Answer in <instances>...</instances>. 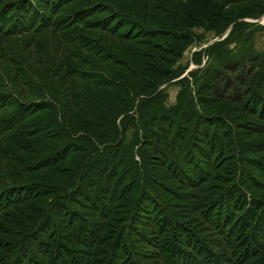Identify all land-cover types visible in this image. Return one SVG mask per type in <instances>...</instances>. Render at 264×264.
I'll return each instance as SVG.
<instances>
[{
    "label": "trees",
    "instance_id": "obj_1",
    "mask_svg": "<svg viewBox=\"0 0 264 264\" xmlns=\"http://www.w3.org/2000/svg\"><path fill=\"white\" fill-rule=\"evenodd\" d=\"M245 2L248 3V7L240 18L264 13V0H179V2H173L172 7L159 5L158 10L164 16L162 27H148L145 33L149 35V39L161 36L165 43L139 39L126 51L127 58L130 57L132 63L121 56L113 61V52L101 53L107 49L104 45H101L97 52L93 47L92 58H85L83 64L98 67L101 62L111 61L107 70L119 73L121 79L116 81L92 67L69 74L68 78L65 75L62 76L63 83L66 84V81L69 83L66 91L72 95L71 101L76 106L77 112L83 114L82 123L86 124L89 130L81 131L83 136H76L75 131L62 122L61 114L60 119H57L54 116L57 107L49 106L50 104L43 100L39 104L31 102L25 105H14L15 110L12 113L0 116V158L2 160L0 166L5 168V173L18 175L21 174L19 172L21 169L27 173L36 172L43 167L57 166L58 162L69 165L66 167L72 169L74 173L65 175L68 173L66 168L57 166V172L64 176L63 181L65 179L61 184L60 179L55 177L53 181L57 183L33 180L0 190V213L9 207L30 202L23 208L8 212L9 214L5 215L1 223L7 231L6 236L15 241L11 245L14 252L10 255L4 246L0 247V264H144L151 259L154 260L157 253L165 256L167 260H173L176 256L183 255L180 249L188 242L192 243V249L196 247L189 255L192 257L191 260L188 256L185 259L188 264L239 263L240 256L232 262L231 256H227L225 251L221 257L207 246L200 247L198 233L191 238L189 231L182 229L184 224L189 225L192 219L190 212H193L196 207L188 206V202H184L182 195L178 197V200L183 202L181 205L183 214L179 212L177 214L179 218L170 221L172 217L167 215L168 212L167 214L163 212L162 202L157 198L155 189H151L150 184L156 183L169 193L170 197L173 194L174 198H171L174 201L175 196L180 192L167 186L166 181L171 179L168 173L180 163L177 158L185 156L184 158L190 162L187 164L184 162V164L191 167L196 163L189 159L190 153H194L198 162L204 164L203 166L212 154L219 155L217 152L213 153L214 146L218 142L216 136H213L211 141L202 140L200 132H206L211 124L209 122H212V117L215 116L207 114L203 107L209 103H218L217 101L220 100L227 103L234 101L217 94L205 83L204 86L209 88L208 92L205 95L196 96V100L192 97L191 100L185 101L183 104L189 102L191 109L185 106L181 115L178 104L164 106L163 101L166 96L164 87L161 88L163 91L158 89L167 83L184 84L187 81L188 77L176 79L182 75L183 69L179 72L178 66L175 67V65L183 56L185 48L195 39L194 28L207 25L221 33L224 32L236 20L228 18L224 11L230 6H240ZM139 12L141 16L143 10ZM4 22L5 20H0V24ZM168 24L170 26L166 27ZM137 37L132 35L127 40L135 41ZM71 54L75 53L71 52ZM62 59L65 60L64 57ZM71 59L69 65L75 67L74 56ZM46 60L51 61L53 68L59 70V73L63 71L59 68L58 61L53 59V55L43 60L41 58L39 61L47 65ZM113 63L125 69L126 72H119V69L112 68ZM62 64L63 62L60 65ZM55 71H51L50 77ZM190 75H194V72L191 71ZM263 77L259 74L253 76L248 85L250 90L246 98L242 102L235 103L234 109H239L242 114L246 113L251 106L258 109L257 113L253 114L260 116L261 122L252 123L255 126L251 129L264 130V92L260 94V91L264 90ZM71 79H74L73 83L70 82ZM1 94L0 111L12 105L11 95ZM43 111H49L52 114L59 128V124H62L63 127L57 128L61 134H65L63 135L65 138L70 136V140L52 152L49 157L40 154L45 144L43 142L45 137L39 135L45 131L47 123L39 127L28 120L32 117L31 115ZM121 114L123 117L119 124L120 132L125 130L122 126L130 122L129 125L132 123V127L136 130L134 137L137 131L139 134L136 137H141L138 145L136 143L138 147L135 152L134 147L131 146L124 156L121 153L123 143L115 142L102 149L91 162V159L88 161V156L94 155L97 150L93 151L91 148L89 153L84 154L82 151L87 152L88 145H84V149L81 150L75 149L73 142L78 139L88 141L94 146L95 140L99 137L107 139L118 132V125L115 126V123L117 116ZM215 119L218 120L216 123L219 125H214V128H210L211 131L215 133L224 125L226 128L223 132L228 133L231 126L227 124L224 114L218 113ZM193 124L197 128L193 133V142L189 148L184 147L185 152L182 154L179 147L183 146L182 142L186 140L189 127ZM205 124L207 126H204ZM50 130L49 128L48 131ZM208 132L210 131L206 132L207 136ZM50 134L51 139L57 138L54 135L58 136L55 132ZM253 145L260 149L264 148L260 144ZM233 147L234 153L236 150L239 151V156L234 154L233 156L237 159V167L241 169L243 178L249 177L248 168L242 162L245 157L257 161L259 165L255 170H258L261 177L264 175V159L246 156L242 147L239 146L238 149L234 145ZM80 152L81 155H76ZM139 153L141 161L136 157ZM31 156H38V158L33 162ZM159 167L166 170L165 175L157 170ZM186 172L191 176V171ZM251 177L255 179V176ZM256 181L260 187L264 186V180ZM37 183L53 184L51 187L59 193L54 195L50 193L47 197L51 195L52 198H44L37 188L39 186ZM178 185L183 188L181 183ZM134 188L138 191L137 195L130 196ZM187 193L193 195L192 192ZM259 198L256 196L252 204L256 212L253 224L248 227L246 236L241 235L240 239L244 240L243 252L245 254L255 252V256L260 257L258 263L264 264V243L262 242L264 200ZM143 204L152 205L151 208H147L149 215L153 216V219L148 222V227L151 228L149 230L143 224L146 219L141 218L148 216L142 210ZM42 211L44 217L37 224L34 223V228L25 233L22 230L14 231L13 227L17 226L16 223L30 228L34 222L31 213L37 214ZM154 226H157L156 230L159 232L153 230ZM97 247L99 248L96 250ZM237 251L235 253H238ZM241 264H246V261Z\"/></svg>",
    "mask_w": 264,
    "mask_h": 264
},
{
    "label": "rangeland",
    "instance_id": "obj_2",
    "mask_svg": "<svg viewBox=\"0 0 264 264\" xmlns=\"http://www.w3.org/2000/svg\"><path fill=\"white\" fill-rule=\"evenodd\" d=\"M177 1L179 2V0H0V20H5L4 23L0 24V92L8 93L7 95L12 97V105L0 111V116L12 113L15 110L14 105H25L31 102H38L39 104L43 100L50 104L49 106L57 107V111H54V116L57 119L61 114L62 122L70 126L75 131L76 136H83L81 131L89 130L87 125L82 123L83 114L78 113L76 106L73 105L72 95L66 91L69 83L66 81V84H64L62 76L65 75L68 78L69 74L92 67L83 63L85 58H92L93 47L97 52L100 46L104 45L107 49L101 51V53L109 54L113 52V61L121 56L132 63L131 58H127L126 51L127 48L135 45V42L139 39L165 43L163 37L158 36L149 39V35L145 32L148 27H162L164 16L158 10L159 5L172 7L173 2ZM247 7L248 3L245 2L240 6H230L224 11L228 18L236 20L222 33L207 27V25L194 28L195 39L185 48L183 56L175 65V67L178 66L179 72L183 69L182 75L176 79L188 77L187 81L184 84L167 83L158 89V91L164 90L166 95L163 101L164 106L169 107L178 104L181 115L185 106H189L191 109L189 102L183 104L185 101L191 100L192 97L196 100V96L205 95L208 92L209 88L204 86L205 83L217 94L234 101L227 103L220 100L217 101L218 103H209L203 107L207 114L216 116L220 112L223 113L224 118L227 119V124L231 126L228 133L223 132L226 128L224 125L221 127L222 130L218 129L215 133L212 132L210 128H214V125L218 124L216 123L218 120L213 116L212 122H209L211 123L210 126L206 129V132L210 131L208 136L206 132H200L204 142L211 141L213 136L217 137L218 142L214 146L213 153L217 152L219 155L212 154V157H208L205 166L198 162V158L194 153H190L189 157L191 156V158L189 159L196 163L195 166L188 167L185 165L184 162L186 164L190 162L184 158L185 156L177 158L180 163L175 165V169L168 173L171 179L166 181L167 186L180 192L179 195L175 196L174 201L172 200L174 195L172 194L171 198L170 194L156 183L155 185L150 184V187L155 189V195L161 200L163 212L165 214L168 212L167 215L172 217L170 221H175L174 218H179L177 214L182 213L181 205H183V202L178 200L180 195L183 196L184 202H188V206H196L193 212H190L191 221L189 223L186 221L189 225L184 224L185 226L182 229L189 231L191 238H194L198 233L199 242H201L200 247L207 246L221 257L226 251L227 256H231L232 262L240 256L237 264L245 261L246 264H261L258 263L260 257L255 256V252L249 254L243 252L244 240H241L240 237L241 235L242 237L246 236L248 227L253 224L256 212L253 210L252 204L255 197L264 200V186L260 187L256 181L264 180V175L261 177L258 170H255L256 166L259 165L257 161L245 157L242 162L248 168L249 177L247 179L243 178V173L237 167V159L234 157L235 155L239 156V151L236 150V153H234L233 147V145L237 149L239 146L242 147L246 156L264 159V148L260 149V147L253 145L260 144L264 146V130L251 129L252 126H255L252 123L259 124L261 122L260 116L253 114L257 113L258 109L251 106L243 114L239 109H234L237 101L242 102L246 98L250 90L248 85L253 76L256 74L264 76V13L240 18ZM141 10H143V13L140 16L139 11ZM234 25L235 27H233ZM132 35L138 37L134 39L135 41H128L127 39ZM71 52L75 54L72 55ZM52 55L53 59L58 61L59 68L63 69V71L60 70V73L59 70L53 68L51 61L46 60L47 65L39 61L41 58L43 60ZM73 56L76 62L75 67L69 65ZM63 57L65 60L62 59ZM61 62H63L62 65H60ZM110 63L112 62L106 60L99 63L98 67L92 68L105 73L116 81L121 79L119 73L107 70ZM111 67L119 69V72H126L125 69L114 63L111 64ZM52 70L57 72L55 71L50 77ZM191 71L194 72L192 76L190 75ZM73 81L74 79H71L70 82L73 83ZM95 89H98V87H95ZM181 89L183 90L180 91ZM263 92L264 90L260 91V94H263ZM1 93L0 95H2ZM181 115L180 117H182ZM31 116L28 120L31 123L34 122L32 124H35V126L41 127L45 123L48 125L45 127V131L39 135L45 137L43 139V142H45L44 147L40 150V154L43 156H51L52 152L70 140L69 135L68 138H65L63 136L65 134L60 133L59 127L49 111L35 113ZM122 117V114L117 116L115 126L118 125L119 130L111 137L107 139L99 137L95 140L94 146L88 141L78 139L79 141L73 142L75 149L81 150L84 149V145H88L89 150L87 152L82 151V153H89L91 148L93 151L97 150L94 155L88 156V161L91 159V162L102 149L115 142L123 143L121 153L124 156L131 146L134 147L135 152L141 137H136L139 134L138 131L134 137L133 134L136 130L132 127V123L129 125L130 122L124 124L122 128L125 127V130L121 131L122 133L120 132L119 124ZM127 120L131 121V119ZM59 126L60 128L63 127L62 124H59ZM204 126H207V124ZM49 128L51 129L50 132L48 131ZM195 129L197 128L194 124L189 127V134L186 140L182 142L183 146H178L182 154L185 152L184 147L189 148L192 144ZM52 132L58 134V136L54 135L57 138L51 139L49 137ZM151 147L153 150V146ZM16 154L19 156L18 152ZM136 157L139 159L141 157L140 153ZM31 158L34 162L38 156H31ZM57 166L66 168L65 170L68 173H65V175L74 174L72 169L66 167L69 165L63 162H58ZM57 166H51L52 168L43 167L39 171L30 173L21 171V169L19 171L21 174L18 175L5 173V168L0 166V190L7 186H19L21 183L32 182L33 180L52 183L56 182L53 181L55 177L60 179L59 183L61 184L65 179L63 181L64 176L57 172ZM93 170L94 167L92 166V172L94 173ZM157 170L161 174H166V170L162 167ZM157 170L154 171L157 172ZM186 171H191V176ZM251 176H255V179H252ZM180 183L183 188L178 185ZM37 184L39 185L37 188L44 198L50 193L53 195L59 193L51 187L53 184ZM230 191H232L231 194ZM137 192L134 188L133 194L130 196H136ZM187 192H192L193 195H189ZM47 198L52 197L50 195ZM28 204L30 202L15 205L0 213V247L4 246L9 255L14 252L11 245L15 240L6 236L5 232L7 231L1 223H3L5 215L9 214L8 212L23 208ZM151 206L143 204L142 207V210L148 215L141 217L146 219L143 224L147 230L151 229L148 227V222L153 219V216L149 215L147 211V208H151ZM43 211L37 214L31 213L34 222H32L30 228L22 227L15 222L17 226L14 225V231L22 230L25 233L34 228V223L37 224L44 217ZM226 216L227 219H225ZM153 228V230L159 232L156 230L157 226ZM262 242L264 243V237ZM195 248L192 249V243L188 242L180 249V253H183V255L176 256L173 260H167L165 256L157 253L154 260L151 259L144 264H188L185 259L188 256L191 260L192 257H189V255L192 254ZM236 251L238 253H235Z\"/></svg>",
    "mask_w": 264,
    "mask_h": 264
}]
</instances>
